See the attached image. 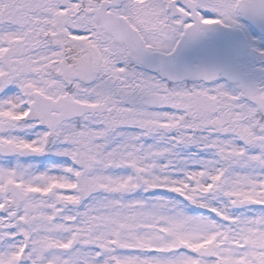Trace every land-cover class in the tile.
<instances>
[{
	"label": "snow or ice",
	"instance_id": "6c2138e0",
	"mask_svg": "<svg viewBox=\"0 0 264 264\" xmlns=\"http://www.w3.org/2000/svg\"><path fill=\"white\" fill-rule=\"evenodd\" d=\"M0 264H264V0H0Z\"/></svg>",
	"mask_w": 264,
	"mask_h": 264
}]
</instances>
